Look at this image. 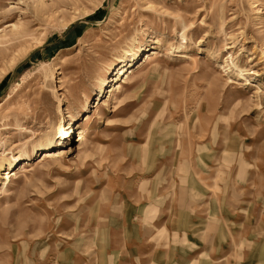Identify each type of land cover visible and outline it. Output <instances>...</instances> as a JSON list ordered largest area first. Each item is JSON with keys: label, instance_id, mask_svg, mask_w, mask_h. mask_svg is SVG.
Listing matches in <instances>:
<instances>
[{"label": "rangeland", "instance_id": "rangeland-1", "mask_svg": "<svg viewBox=\"0 0 264 264\" xmlns=\"http://www.w3.org/2000/svg\"><path fill=\"white\" fill-rule=\"evenodd\" d=\"M0 162V264H264V0H0Z\"/></svg>", "mask_w": 264, "mask_h": 264}, {"label": "bare ground", "instance_id": "bare-ground-1", "mask_svg": "<svg viewBox=\"0 0 264 264\" xmlns=\"http://www.w3.org/2000/svg\"><path fill=\"white\" fill-rule=\"evenodd\" d=\"M15 27V29L17 30L16 26L13 25ZM127 52V51H126ZM148 57V56H147ZM133 64L131 65H124L122 68H120L119 71V76L122 75L125 77V79L129 78V75L127 74L128 72L131 74L132 73V68ZM122 78L120 77V80H122ZM119 79V77H118ZM123 82H125V80H123ZM122 87L121 83H116L114 85V87L110 90V94L111 92H115L116 90H119ZM103 87H101V91H102ZM73 120V119H72ZM75 129L78 128H74V126H69L67 128H64L61 131V134L56 136L55 134L50 133L48 136L45 137V139L43 140L44 142L41 143V145L39 146V150L40 148L43 149V152L40 154L39 157L40 160L38 161V163H42L45 161H49V160H59L62 157H64L67 153H68V149H69V145H67L68 140H70L72 138V134H75ZM79 138L77 139L78 142H84L87 138L88 135V128H83V129H79ZM60 139L59 142V149H55L56 148V144H57V140ZM67 145V146H66ZM38 150V149H37ZM29 165V164H28ZM2 166V162H0V167ZM31 166V165H30ZM25 167H23L21 170L22 172H24L26 169H24ZM17 174V172H15L14 170L8 171L5 173V177H3L6 182L7 180H10L12 176H15ZM4 182V184L6 183Z\"/></svg>", "mask_w": 264, "mask_h": 264}]
</instances>
